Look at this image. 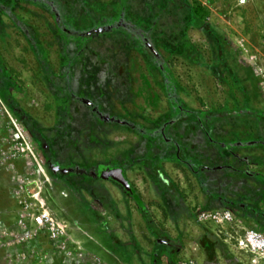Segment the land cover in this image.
<instances>
[{
	"label": "rangeland",
	"instance_id": "obj_1",
	"mask_svg": "<svg viewBox=\"0 0 264 264\" xmlns=\"http://www.w3.org/2000/svg\"><path fill=\"white\" fill-rule=\"evenodd\" d=\"M61 1L0 0V264H253L201 216L264 234V0Z\"/></svg>",
	"mask_w": 264,
	"mask_h": 264
},
{
	"label": "built area",
	"instance_id": "obj_2",
	"mask_svg": "<svg viewBox=\"0 0 264 264\" xmlns=\"http://www.w3.org/2000/svg\"><path fill=\"white\" fill-rule=\"evenodd\" d=\"M20 189L28 194H32L34 188L24 189L23 187H20ZM15 191L16 190H14V192ZM35 197V195L31 196L33 199H35ZM38 202L41 204L40 201ZM19 204L21 206L23 202L20 201ZM25 206L27 208H24V210L27 209L32 211V213L28 214H31L29 217L35 226H37L36 228L45 229L50 240L57 239V236L63 233L61 225L59 226V224L56 223L46 211L41 212V209L43 208L42 204L41 206H38V203L34 202L32 204H25ZM33 211H38V213L36 214ZM22 217L24 218L25 216L23 215ZM201 219L202 221L215 223L217 225L218 237H221L225 243L232 247V249L238 253L252 256L253 264H264V234L243 227L235 218L232 210L226 209L213 213H204L201 216ZM0 236H6V233H3L2 228L0 229ZM54 242H56V240ZM187 264L195 263L189 262Z\"/></svg>",
	"mask_w": 264,
	"mask_h": 264
},
{
	"label": "flooded vegetation",
	"instance_id": "obj_3",
	"mask_svg": "<svg viewBox=\"0 0 264 264\" xmlns=\"http://www.w3.org/2000/svg\"><path fill=\"white\" fill-rule=\"evenodd\" d=\"M37 3L39 2L43 7L48 8V11H50L52 14H54V17H60V11L61 8L58 6L63 5V2L61 0H36ZM17 0H11V3H16ZM53 16V15H52ZM59 21H63L62 17L59 18ZM74 167H78L75 165ZM36 189V188H35Z\"/></svg>",
	"mask_w": 264,
	"mask_h": 264
}]
</instances>
